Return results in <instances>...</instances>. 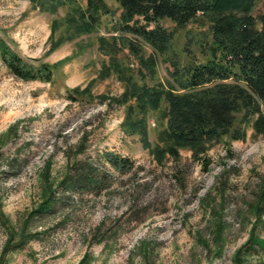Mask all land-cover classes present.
<instances>
[{
    "label": "rangeland",
    "instance_id": "obj_1",
    "mask_svg": "<svg viewBox=\"0 0 264 264\" xmlns=\"http://www.w3.org/2000/svg\"><path fill=\"white\" fill-rule=\"evenodd\" d=\"M105 1L110 13L97 30L72 39L68 7L53 14L29 0H0L1 41L35 66L68 59L45 83L17 78L0 54V264H264V135L249 126L244 140L224 136L198 159L181 149L179 160L159 163L124 129L127 106L111 101L125 83L102 73L110 54L100 38L138 84H164L173 62L188 65L187 47L206 61L208 24L162 21L174 42L160 56L121 31L120 5ZM131 42L156 56V77L143 79ZM76 87H90L92 98ZM166 108L147 116L152 147L162 145ZM109 156L133 167L115 170ZM86 165L104 175L100 188L73 184Z\"/></svg>",
    "mask_w": 264,
    "mask_h": 264
},
{
    "label": "trees",
    "instance_id": "obj_2",
    "mask_svg": "<svg viewBox=\"0 0 264 264\" xmlns=\"http://www.w3.org/2000/svg\"><path fill=\"white\" fill-rule=\"evenodd\" d=\"M86 1L83 8L79 0H29L34 7L53 14L61 7H68L65 21L72 39L93 34L102 17L110 13L105 0ZM116 1L122 9L120 30L141 40L160 56L166 55L174 42V33L164 28L162 21L170 20L179 29H186L192 22L208 24L207 36L201 43L206 61H196L187 47L188 65L180 67L177 61L173 62L171 80L155 86L140 85L125 74L112 53V46L99 39V48L111 55L109 64L103 66V75L116 74L126 85L120 98L110 100L127 106L124 129L139 134L154 159L163 163L169 155L179 160L181 149L191 151L194 159H198L224 136L244 140L249 126L257 135H264V13L254 14L260 0ZM56 22L52 25V35ZM130 50L138 57L141 72H145L143 79L156 77V56L145 57L133 42ZM0 54L4 65L17 78L45 83H51L54 69L68 60L35 66L1 40ZM73 92L92 98L90 87L83 90L76 87ZM99 99L109 98L101 95ZM163 104L167 105V122L159 136L162 145L152 147L147 116L151 111H160ZM108 161L118 171L133 167L129 159L109 156ZM104 181V175L86 165L73 184L98 188Z\"/></svg>",
    "mask_w": 264,
    "mask_h": 264
}]
</instances>
